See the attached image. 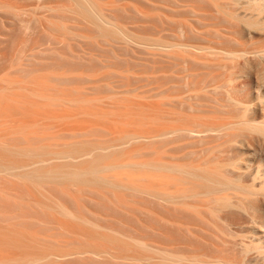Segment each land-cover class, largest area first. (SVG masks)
I'll return each instance as SVG.
<instances>
[{
    "label": "rangeland",
    "instance_id": "rangeland-1",
    "mask_svg": "<svg viewBox=\"0 0 264 264\" xmlns=\"http://www.w3.org/2000/svg\"><path fill=\"white\" fill-rule=\"evenodd\" d=\"M0 264H264V0H0Z\"/></svg>",
    "mask_w": 264,
    "mask_h": 264
},
{
    "label": "bare ground",
    "instance_id": "bare-ground-1",
    "mask_svg": "<svg viewBox=\"0 0 264 264\" xmlns=\"http://www.w3.org/2000/svg\"><path fill=\"white\" fill-rule=\"evenodd\" d=\"M221 263H223V262H221Z\"/></svg>",
    "mask_w": 264,
    "mask_h": 264
}]
</instances>
